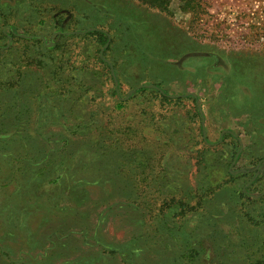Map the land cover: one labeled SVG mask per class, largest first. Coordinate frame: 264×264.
<instances>
[{"label": "rangeland", "instance_id": "rangeland-1", "mask_svg": "<svg viewBox=\"0 0 264 264\" xmlns=\"http://www.w3.org/2000/svg\"><path fill=\"white\" fill-rule=\"evenodd\" d=\"M0 264H264V0H0Z\"/></svg>", "mask_w": 264, "mask_h": 264}, {"label": "water", "instance_id": "water-1", "mask_svg": "<svg viewBox=\"0 0 264 264\" xmlns=\"http://www.w3.org/2000/svg\"><path fill=\"white\" fill-rule=\"evenodd\" d=\"M52 45H50L49 47H51Z\"/></svg>", "mask_w": 264, "mask_h": 264}, {"label": "trees", "instance_id": "trees-1", "mask_svg": "<svg viewBox=\"0 0 264 264\" xmlns=\"http://www.w3.org/2000/svg\"><path fill=\"white\" fill-rule=\"evenodd\" d=\"M99 37V36H98ZM99 40V39H98Z\"/></svg>", "mask_w": 264, "mask_h": 264}]
</instances>
